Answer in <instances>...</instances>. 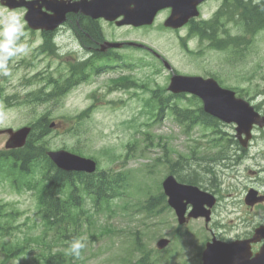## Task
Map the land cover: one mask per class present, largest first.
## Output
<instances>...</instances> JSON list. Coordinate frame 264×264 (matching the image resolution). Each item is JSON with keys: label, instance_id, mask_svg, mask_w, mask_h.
Returning <instances> with one entry per match:
<instances>
[{"label": "rangeland", "instance_id": "374dc122", "mask_svg": "<svg viewBox=\"0 0 264 264\" xmlns=\"http://www.w3.org/2000/svg\"><path fill=\"white\" fill-rule=\"evenodd\" d=\"M220 4V0L205 4L203 17L210 18ZM15 13L22 19V11ZM165 14L166 12H163L155 24L146 29L118 28L111 23H104L103 29L107 40H133L146 43L171 62L180 73L216 74L225 84L224 86L238 89L237 91L245 95V98L254 100V104L259 103L264 111V31L254 36V41L249 46L247 43L250 38H247L246 43L242 44L243 50L237 53L238 55L233 50V53L220 50L218 52L204 46V53L198 56L196 53L187 51L179 41V35L185 34L186 30L178 33L163 26ZM228 28L232 34H239L242 31V27L233 23H230ZM36 34L38 33L24 29L21 41L28 45V54L18 55L8 61L10 74L7 80L0 76L4 94H15L19 97V100L14 99L11 106L0 98V128L12 126L16 129L49 112L51 120L57 122V127L51 129L45 137L52 149H61L67 145L70 149L81 150L85 156L96 154L101 158V168L123 177L119 189L124 196L110 200V209L105 207L95 211L96 208L89 200L85 202V211H88L90 219L82 214L78 232L71 231L70 239L67 241L79 238L86 245L81 250L79 258L72 255L73 264H201L200 251L204 247H202L204 236L210 234L209 228L205 226V220H192L180 227L174 211L166 207L164 201L155 200L158 203L155 210L159 212L152 215H146L140 207L146 200L162 191L161 184L170 171V164L163 161L166 153L173 161L181 162V165L176 167L178 171L181 166L183 167L182 171L176 172L178 177L191 178L197 175L201 186L208 187L210 190V187L215 185L214 178L212 182L214 172L208 169L211 166L210 162L202 160L201 157L213 151L212 147L205 149L204 145L208 146L211 139L220 138L221 134H214L215 128L205 129L199 125L194 128L189 127L187 131L188 126L185 128L183 125V127L173 116L167 114L158 122L148 125L152 119L148 113L150 109L145 108L143 99L149 96V92H142L141 97H133L131 92L134 90L111 91L109 89L112 80L122 73L116 69L118 65L124 64L121 58L118 62L110 64L115 67L114 69L109 68L107 71L104 63L98 62L97 65L103 67L102 71L92 73L88 82L74 88L61 102L50 104L38 102V94L35 90L42 87L43 82L27 87L23 86V83L35 73L46 71V66L52 58L35 61L34 65H27L31 62L34 48L41 40ZM124 34L128 36L124 37ZM35 39L36 41L32 42ZM133 48L116 50L123 55L125 63L137 65L133 72L125 75L131 74L136 81L147 80L150 87L167 88L170 80L168 70L147 51ZM189 48L194 52L201 50L202 43L199 38L196 37L189 44ZM22 59H25L26 63L21 62L15 67ZM139 62H142V66L137 64ZM150 64L152 66H149ZM58 66L59 60L56 59L53 67L50 68L51 72H56ZM43 75L47 73L44 72ZM136 90L140 92V89ZM94 96L97 101L92 114L80 125L79 130L67 132L73 124L69 123L66 117L78 115L90 107L94 103ZM26 97L27 102L22 104L20 100ZM169 101V104L177 103L182 109L190 103L183 98H169ZM187 124L191 125L190 122ZM220 127L225 137L227 133L235 134L232 124L221 123ZM147 133L151 136L148 137ZM7 138L8 136L0 137V148L4 147ZM258 143L260 146L255 153L261 158L264 156V141L260 139ZM218 151L216 150V153ZM204 159L207 158L204 157ZM215 169L221 171L220 168ZM218 175L222 176L219 173ZM240 175H244V172H240ZM259 182L260 177L251 170L246 172L243 180L237 178L236 181H231L230 188L242 194V201L243 194L246 195L248 189H259L255 186H258ZM0 201L14 207L17 213L11 223L20 226L18 230L7 235L6 240L24 241L30 237L39 239L30 241V248L26 255L22 254L20 255L22 257L19 256L20 258L8 264L20 261L33 262L48 248L53 251L59 249L69 252V247H64L63 244L67 238L60 240L61 243H59L56 238L60 234H56V227L46 228L40 216L35 187L29 189L23 186L18 191L10 185L9 181H1ZM242 206L245 207L243 204ZM262 213L264 214L262 207L247 210L244 222L248 223L249 227L241 224L236 232L254 229L261 222ZM70 226L72 229L75 227L72 222ZM178 227H180L181 236L175 240ZM46 231L47 234H45ZM138 237H140L139 242L142 243L139 248L135 245ZM161 237H170L175 240L168 252L157 250L156 244ZM42 238L50 241L52 246L42 245L40 243ZM144 248L146 249L142 252ZM3 258L0 253V261Z\"/></svg>", "mask_w": 264, "mask_h": 264}, {"label": "trees", "instance_id": "16d2710c", "mask_svg": "<svg viewBox=\"0 0 264 264\" xmlns=\"http://www.w3.org/2000/svg\"><path fill=\"white\" fill-rule=\"evenodd\" d=\"M228 18L239 22L240 27H242L243 32L238 35L231 34L224 38L223 41L219 39V30L228 33V30L225 28V24L222 23L223 18ZM264 30V0H230V3L224 5L222 10L219 11L215 17V20L207 21L203 28L195 29L194 32L200 33V35L208 39L212 46H231L235 49L240 47L242 41H246L247 36L250 38L255 36L259 31ZM252 40H250V43ZM91 64L80 66L79 68L74 65L73 74L68 79H72V83L66 87L63 91L62 83L60 78H49L48 81L50 84H53L55 90L53 92H46L44 89H41V94L44 95L48 100L56 99V97L63 98L67 95V92L74 86L77 85V79L81 78L84 80L87 76L84 75L85 67L89 68ZM142 86V85H141ZM58 91L59 94L55 95ZM153 96L148 100V103H151L156 99V105L152 108V114L156 117L163 116L165 108L168 113L176 115L179 120L183 121L184 124L190 122L189 127L197 126V124L203 128L208 129L209 127L215 128V131L218 128V133H220V122L215 118L207 115L203 111L201 101L194 97H190L196 107H178L175 104L169 106L167 102H164L162 99H158V91L156 89L151 90ZM32 93L31 95H33ZM154 104V103H153ZM191 105V106H192ZM166 106V107H165ZM92 111V108H88L82 111L77 118L76 126L74 129L79 130L78 123L81 124L82 120L89 116V113ZM48 115L42 116L38 121L34 122L33 133L29 138L28 144L22 148L11 151H0V172L9 174L12 176L14 171H19L23 178L27 179L24 183L29 187H34V178L29 179V175H35L39 173L40 177L37 179V185L39 188V209L41 210L43 221L45 222L47 229L58 228L57 233L60 234L56 240H67L63 243L64 247H69V252L66 253L63 250L53 251L51 248H48L43 253H41L40 260H34V262H20L18 264H67L71 263L72 254H70V244L72 241L67 242L70 239V232H78L79 226V216L80 212L73 214V205L70 203L71 200H75V208L83 210L81 207L80 191L87 192V194L95 200L96 203L101 202L103 199L109 200V198H114L120 196L119 188L121 182H123V177L119 174H113L110 171H101L93 175H87L83 173H68L64 172L51 163V161L46 156V145L42 142L43 138L50 131L49 122L47 119ZM79 121V122H78ZM73 132V131H71ZM215 132L214 134H216ZM150 134L148 133V137ZM223 136V135H222ZM203 157V156H202ZM170 164L172 172L182 171V166L179 169L176 167L179 165V162H176L172 165L171 161H167ZM124 176V174H123ZM197 176V175H193ZM125 177V176H124ZM179 180L188 183H198V181L192 178H185L184 176L179 177ZM163 199V194L160 195ZM153 204L147 200L141 206V210H152ZM12 216V212L7 208L6 203H0V252L4 254V260L0 264H7L8 261L13 258L18 257L19 255L26 253L29 247V241L39 240L36 239L26 240L25 242L5 241L3 238L7 234H10V229L8 219ZM6 222L4 223V221ZM74 221L75 227L70 229L69 223ZM48 232L46 231L45 234ZM44 246L51 247L50 241L41 239L40 242ZM135 245L139 248V237L136 239Z\"/></svg>", "mask_w": 264, "mask_h": 264}, {"label": "water", "instance_id": "95a60500", "mask_svg": "<svg viewBox=\"0 0 264 264\" xmlns=\"http://www.w3.org/2000/svg\"><path fill=\"white\" fill-rule=\"evenodd\" d=\"M200 1L202 0H197L196 4ZM132 4L135 7H131ZM196 4L193 3V0H96L92 3V10L96 11L95 14L98 13V16L102 15L111 20L123 14L126 18L122 23L142 25L152 23L160 8L172 6L173 13L166 24L177 28L182 26L191 15L198 14L194 10ZM71 10V8H65L55 15H46L31 8L26 15V19L33 28L46 27L53 29L64 22L67 12ZM85 12L89 13L86 10ZM118 46L120 44L107 42L103 45V50L107 47ZM167 65L169 66V64ZM169 89L176 93L189 92L201 97L204 108L208 113L225 122L237 124L239 137L245 133L249 138L254 124L264 126V116L260 115L254 106L245 99L237 97L234 91L222 88L214 78L205 79L201 76L175 74L172 77ZM30 131V127L21 128L16 132L8 129L7 132L11 134V137L7 145L12 147L24 145ZM49 155L59 167L67 171L94 172L96 170L97 163L93 159L81 157L66 150L50 151ZM164 189L169 196L170 205L177 210L180 222L183 223L187 205L184 200L186 199L197 206L200 195L198 190L192 186L178 183L174 176H169L164 181ZM193 214L194 212L191 213V215ZM167 244L168 240L166 239L159 242L160 247ZM228 253L229 250L226 248H219L213 252V246L209 244L204 253V264H216L215 262L222 260ZM253 264H263V261H261V258H256Z\"/></svg>", "mask_w": 264, "mask_h": 264}, {"label": "flooded vegetation", "instance_id": "af4514ba", "mask_svg": "<svg viewBox=\"0 0 264 264\" xmlns=\"http://www.w3.org/2000/svg\"><path fill=\"white\" fill-rule=\"evenodd\" d=\"M1 4V2H0ZM2 5V4H1ZM167 15L171 13V9H166ZM103 20L94 19L90 16H83L82 14H71L69 16V21L61 28L57 30V33L60 34V38H69L71 42L75 43L78 46L88 48L89 49L97 50L98 47L94 45L100 44L101 35H103L102 30V22ZM195 21L191 19L188 24L185 26L189 28ZM41 33H45L41 31ZM88 41V42H87ZM264 141V137L262 138ZM258 142V141H257ZM256 142V143H257ZM254 145V141L252 142ZM259 144V143H258ZM260 186L264 187V181L261 182ZM256 207H262L264 210V200L259 202L254 207H249L250 210L255 209ZM232 221L229 222L228 225L224 226L221 230H219V225L215 223L214 229L211 231V237L226 241V242H237V241H248L251 239L255 234V229L257 227L264 228V214L261 215V222L251 230H247L244 232H234L232 230L233 226L231 225ZM249 227V224L246 223V226ZM240 246V245H239ZM264 247V230L256 242L246 243L245 248L248 250V255L252 258L257 252L261 251ZM241 248V246H240ZM246 254V250H244V255ZM244 260L242 249L240 253L236 256V264H242Z\"/></svg>", "mask_w": 264, "mask_h": 264}, {"label": "clouds", "instance_id": "9594fccd", "mask_svg": "<svg viewBox=\"0 0 264 264\" xmlns=\"http://www.w3.org/2000/svg\"><path fill=\"white\" fill-rule=\"evenodd\" d=\"M24 36V24L17 13L4 10L0 15V75L8 76L10 74L8 61L18 55H27L28 45L20 42ZM86 245L81 239H74L70 244V253L79 258L81 250Z\"/></svg>", "mask_w": 264, "mask_h": 264}]
</instances>
